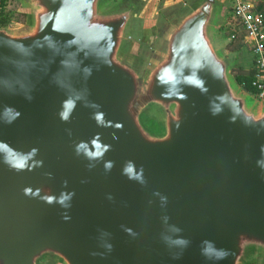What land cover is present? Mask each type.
I'll return each instance as SVG.
<instances>
[{"label":"water","instance_id":"1","mask_svg":"<svg viewBox=\"0 0 264 264\" xmlns=\"http://www.w3.org/2000/svg\"><path fill=\"white\" fill-rule=\"evenodd\" d=\"M226 1L148 27L151 0H18L0 264L264 263V101L233 77Z\"/></svg>","mask_w":264,"mask_h":264},{"label":"rangeland","instance_id":"2","mask_svg":"<svg viewBox=\"0 0 264 264\" xmlns=\"http://www.w3.org/2000/svg\"><path fill=\"white\" fill-rule=\"evenodd\" d=\"M151 13L147 17V26H152L158 21L162 20L164 17V13L166 10H163V0H151ZM254 9L262 13L259 10V6L264 4L260 1H253L251 3ZM234 5V0H227L224 3L223 10V24L220 29V40L221 45L224 48V51L231 55L233 58V77L236 74L243 70L245 72L252 70V62L254 56L252 52L248 49L243 42L242 33L238 26H236L235 21L232 18V8ZM20 4L18 0H8L7 4L2 10L1 18L4 20V24L9 25L10 27H18L19 25H23L25 18H22L20 13ZM222 23V21H221ZM257 99V98H256ZM258 102H263L257 99ZM256 264H264L262 261H258Z\"/></svg>","mask_w":264,"mask_h":264},{"label":"built area","instance_id":"3","mask_svg":"<svg viewBox=\"0 0 264 264\" xmlns=\"http://www.w3.org/2000/svg\"><path fill=\"white\" fill-rule=\"evenodd\" d=\"M8 0H0L1 13ZM232 18L242 33L243 42L252 52L251 87L257 99L264 100V14L257 12L253 5L242 0H234Z\"/></svg>","mask_w":264,"mask_h":264},{"label":"trees","instance_id":"4","mask_svg":"<svg viewBox=\"0 0 264 264\" xmlns=\"http://www.w3.org/2000/svg\"><path fill=\"white\" fill-rule=\"evenodd\" d=\"M259 10L261 12H263L264 14V4H261L259 6ZM22 18H24V16H22ZM1 25H5L4 24V20L1 21ZM235 78V81L238 85H240L241 87H243L244 89H246L247 91L251 92L254 94V90L253 88L251 87V80H252V70L250 71H243V70H240L236 76L234 77Z\"/></svg>","mask_w":264,"mask_h":264},{"label":"crops","instance_id":"5","mask_svg":"<svg viewBox=\"0 0 264 264\" xmlns=\"http://www.w3.org/2000/svg\"><path fill=\"white\" fill-rule=\"evenodd\" d=\"M182 3H185V0H163V10H172Z\"/></svg>","mask_w":264,"mask_h":264}]
</instances>
